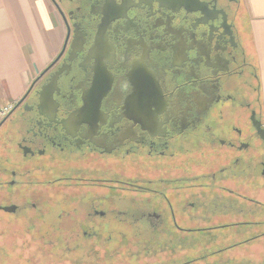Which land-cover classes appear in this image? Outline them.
Masks as SVG:
<instances>
[{"label":"flooded vegetation","instance_id":"af4514ba","mask_svg":"<svg viewBox=\"0 0 264 264\" xmlns=\"http://www.w3.org/2000/svg\"><path fill=\"white\" fill-rule=\"evenodd\" d=\"M49 1L61 49L0 98V258L264 264L245 0Z\"/></svg>","mask_w":264,"mask_h":264},{"label":"crops","instance_id":"0c3cea01","mask_svg":"<svg viewBox=\"0 0 264 264\" xmlns=\"http://www.w3.org/2000/svg\"><path fill=\"white\" fill-rule=\"evenodd\" d=\"M248 37L264 103V0H245ZM65 29L49 0H0V98L18 99L62 47Z\"/></svg>","mask_w":264,"mask_h":264},{"label":"rangeland","instance_id":"374dc122","mask_svg":"<svg viewBox=\"0 0 264 264\" xmlns=\"http://www.w3.org/2000/svg\"><path fill=\"white\" fill-rule=\"evenodd\" d=\"M9 253L1 255L0 264H19L21 254L19 250H10Z\"/></svg>","mask_w":264,"mask_h":264},{"label":"trees","instance_id":"16d2710c","mask_svg":"<svg viewBox=\"0 0 264 264\" xmlns=\"http://www.w3.org/2000/svg\"><path fill=\"white\" fill-rule=\"evenodd\" d=\"M54 251H56V250H54Z\"/></svg>","mask_w":264,"mask_h":264}]
</instances>
